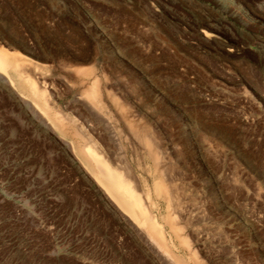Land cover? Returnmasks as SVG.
I'll use <instances>...</instances> for the list:
<instances>
[{"label": "rangeland", "instance_id": "rangeland-1", "mask_svg": "<svg viewBox=\"0 0 264 264\" xmlns=\"http://www.w3.org/2000/svg\"><path fill=\"white\" fill-rule=\"evenodd\" d=\"M0 48L140 191L159 177L143 122L190 242L173 240L179 256L264 264V0H0ZM94 79L100 113L84 93ZM37 102L0 74V264H177Z\"/></svg>", "mask_w": 264, "mask_h": 264}, {"label": "bare ground", "instance_id": "bare-ground-1", "mask_svg": "<svg viewBox=\"0 0 264 264\" xmlns=\"http://www.w3.org/2000/svg\"><path fill=\"white\" fill-rule=\"evenodd\" d=\"M24 66L25 60L21 58L20 54L16 52L12 53L4 48H0V74L7 78L13 88L23 99L30 97L33 100L38 101L37 103L40 109L49 113L48 115L50 116V120L53 122L58 131L63 132V135L73 137V149L75 150V153L79 158H81L84 167L92 172L93 178L109 195L107 198H110V200L116 204V207H118V209H120V211H122L127 218L133 221L135 227H144L147 230L146 233L149 234L144 235L151 237L154 241L156 240L160 246L159 248H162L164 253H170L175 257L178 262L177 264H203V260L201 261V259L197 257L198 255L193 253V251L192 253H189L186 258H184L179 256L174 251L175 249L172 248L173 246L177 247L173 242V240H176L180 248L189 251L190 242L189 239L183 235V229L179 226L180 224L177 223L178 221L176 222L177 218L173 212L175 211L174 209L179 206L174 203V194L172 191L173 186L170 183L169 185L163 177L165 176L164 171L162 170L163 161H160V159L153 161L156 156L159 158L161 153L159 154V150L157 149L158 147L154 149L155 145H153V140L150 137V133L146 131L147 127L145 129L142 126L143 122L140 124V121L137 119L138 124H136L135 127L138 128V130L141 129V132L139 131L141 134L137 135L141 136L139 138L142 140V144L147 147V157L151 159L153 167L155 168L154 172L158 174L159 177H156L153 180L152 186H149L146 180H144L145 184L143 183V185L145 187L142 191H140V180L136 176L132 175V172H130L128 167H126L125 172L114 167V165L110 162V154L105 152L101 144L93 138L94 135L92 136L90 133H85L84 130L81 129V126H79L81 128L78 127L75 119L62 114L60 111H57L50 106L46 92L39 87L38 83L32 79L30 75L28 76L26 74L23 70ZM80 74H82V72ZM98 80L94 81L92 84L93 88L91 87L90 90L89 86V88H84L86 90L88 89L87 91H84V93L93 102V104L96 105L99 109L98 113H100L103 109L102 107L104 106H102L103 98L100 96L102 94L99 93L101 91H99L96 87ZM114 97L115 96H110L109 98L114 99L112 101L118 102L114 103H117L116 105L120 108L123 116L128 117V119L126 118L127 122L128 120L133 122V119L136 121V118L132 119V117H130L127 109L128 107H125L122 103H120V100V102L117 100V97ZM85 109L93 116L92 118L94 119L97 115H99L95 112L97 113L96 115L93 112L94 109L92 110L88 105H85ZM135 127L133 126L134 129ZM133 128L131 127V130ZM133 132H137L136 129ZM140 163L141 162L139 160V165L141 166ZM160 199L167 203L166 207L169 211L174 210L173 212L171 211L172 213L170 212L166 217L161 219L156 214V211H159L160 209L157 200ZM164 225L168 228V233H166ZM144 228L140 229L144 230Z\"/></svg>", "mask_w": 264, "mask_h": 264}]
</instances>
